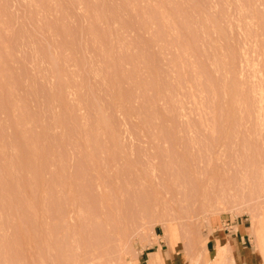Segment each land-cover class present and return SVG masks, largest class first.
Masks as SVG:
<instances>
[{"label":"rangeland","instance_id":"rangeland-1","mask_svg":"<svg viewBox=\"0 0 264 264\" xmlns=\"http://www.w3.org/2000/svg\"><path fill=\"white\" fill-rule=\"evenodd\" d=\"M262 173L264 0H0V264L263 251Z\"/></svg>","mask_w":264,"mask_h":264},{"label":"crops","instance_id":"crops-1","mask_svg":"<svg viewBox=\"0 0 264 264\" xmlns=\"http://www.w3.org/2000/svg\"><path fill=\"white\" fill-rule=\"evenodd\" d=\"M227 232L224 237L220 234L216 235L212 234V236L208 239L210 245L207 244V249H205V253L211 255V260L208 261L210 264H255V256H258L259 253L262 254V264H264V246L262 249L258 250L255 244L256 238L251 232L254 239V251L253 249L246 247L245 237L246 233L242 231L245 229V226L241 225V223L231 224L226 227ZM249 231L253 230V227L250 226L248 228ZM223 237V238H222ZM228 241V242H227ZM224 249L220 250V248L224 247ZM220 247V248H219ZM153 249L152 251H147L146 249ZM175 253V249H172ZM171 246L168 245L167 250L160 243H155L151 246L146 247L140 255L137 257L138 264H186L181 258H178L176 253L172 254ZM218 253V255H217ZM159 254L154 256L152 259V255ZM219 256L220 258H218ZM207 259V256H205ZM255 257V258H254ZM257 263L258 260H257ZM208 264V263H207Z\"/></svg>","mask_w":264,"mask_h":264},{"label":"bare ground","instance_id":"bare-ground-1","mask_svg":"<svg viewBox=\"0 0 264 264\" xmlns=\"http://www.w3.org/2000/svg\"><path fill=\"white\" fill-rule=\"evenodd\" d=\"M212 154H213V153H212ZM220 159H221V158H220ZM194 162H195V161H194ZM200 162H201V161H200ZM197 163H198V162H197ZM202 163H203V160H202ZM204 163H205V162H204ZM208 163H209V162H208ZM213 164H214V162H213ZM195 165L198 166L199 164H198V165L195 164ZM200 165H201V164H200ZM205 165H206V164H205ZM205 165H204V166H205ZM207 165H208V164H207ZM218 166H220V165H218ZM191 167H192V166H191ZM198 167H199V166H198ZM198 167H196V168H198ZM194 168H195V167H194ZM194 168H193V169H194ZM201 168H203V166H202ZM204 168L206 169V167H204ZM207 168H208V167H207ZM212 168H213V169H215V168L217 169L218 167H215V168L212 167ZM234 169H235V168H234ZM207 170H209V168H208ZM190 171H191V170H190ZM193 171H194V170H193ZM193 171H192V172H193ZM196 171H197V170H196ZM200 171H201V170H200ZM202 171H203V170H202ZM209 171H212V170L210 169ZM213 171H214V170H213ZM194 172H195V171H194ZM205 172H206V170H205ZM205 172H204V173H205ZM230 172H231V171H230ZM207 173H208V172H207ZM209 173H213V172H209ZM209 173H208V174H209ZM215 173H216V171H215ZM217 173H218V172H217ZM217 173H216V175H218ZM197 174H198V173H197ZM262 174H264V173H262ZM192 175H193V174H192ZM202 175H203V174H201V176H202ZM210 175H211V174H209V176H210ZM216 175H213V176H216ZM188 176H189V175H188ZM194 176H195V174H194ZM205 176H207V174H206ZM205 176H204V178H205ZM209 176H207V178H208ZM211 176H212V175H211ZM226 176H227V175H226ZM216 177H218V176H216ZM183 178H184V177H183ZM193 178H194V177H193ZM195 178H196V177H195ZM195 178H194V181H196ZM197 178H198V177H197ZM199 178L202 179L201 177H199ZM213 179H216V178L214 177ZM203 180H205V179H203ZM203 180H202V181H203ZM209 180H211L210 177H209ZM209 180H208V182H209ZM184 181H185V180H184ZM184 181H183V182H184ZM199 181H200V180H199ZM206 182H207V181L205 180V182L203 181L202 183H199V184H203V183H206ZM208 182H207V183H208ZM204 185H205V184H204ZM209 185H212V183L210 182ZM200 186L202 187V185H200ZM234 186H235V185H234ZM183 187H184V186H183ZM206 187H208L207 184H206ZM206 187H205V188H206ZM211 187L213 188L214 186H211ZM212 188H211V189H212ZM171 189H172V188H171ZM195 189H196V188H195ZM207 189H208V188H207ZM215 189H216V188H215ZM167 190H168V188L166 189V192H167ZM169 190H170V189H169ZM169 190H168L167 193H168V194L170 193V195H173V194H174V192H172L173 190H172L171 192H169ZM176 190H177V189H176ZM166 192H165V193H166ZM200 192H201V191H200ZM214 192H215V191H214ZM216 192H217V191H216ZM224 192H225V191H224ZM168 194H166V195H168ZM216 195H217V194H216ZM219 195H220V194H219ZM221 196H222V195H221ZM210 198H211V197H210ZM218 198H219V197H218ZM226 198H227V197H226ZM220 200H221V198H220ZM105 218H106V217H105ZM95 236H96V235H95ZM222 238H223V237H222ZM90 239H91V238H90ZM227 242H228V241H227ZM90 244H91V243H90ZM219 248H220V247H219ZM224 248H225V246L222 247V248H220L218 252H220V250H222V249H224ZM156 255H159V254H154V255H152V259H153L154 256H156ZM261 257H262V254L259 253V255L255 258V264H262V259H261ZM257 260H258L259 263H257Z\"/></svg>","mask_w":264,"mask_h":264}]
</instances>
